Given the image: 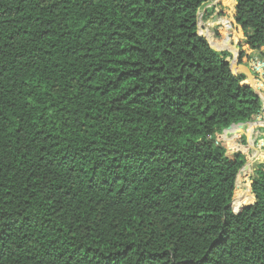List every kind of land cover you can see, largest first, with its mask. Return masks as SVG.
Returning <instances> with one entry per match:
<instances>
[{"label":"trees","instance_id":"obj_1","mask_svg":"<svg viewBox=\"0 0 264 264\" xmlns=\"http://www.w3.org/2000/svg\"><path fill=\"white\" fill-rule=\"evenodd\" d=\"M210 1L0 0V264H264V162L223 139L262 102ZM223 21L261 54L264 0Z\"/></svg>","mask_w":264,"mask_h":264},{"label":"rangeland","instance_id":"obj_2","mask_svg":"<svg viewBox=\"0 0 264 264\" xmlns=\"http://www.w3.org/2000/svg\"><path fill=\"white\" fill-rule=\"evenodd\" d=\"M235 4L236 0H212L205 4L199 11L200 15V32L209 38L212 39V31L211 29H214L215 35L214 39H218L217 36L219 37H224L225 36V26L223 24V20H231L233 22V25L235 26ZM209 29V31H208ZM208 31V32H207ZM219 34V35H218ZM216 36V37H215ZM228 38V37H227ZM244 37L237 33L236 29L231 32L229 35V38L227 40H231V42L236 45L237 47L240 48V50H232L230 51V55L227 57V59L230 61L232 68L236 70H241L243 67H246L251 60L252 56L254 55V52H252L249 48L248 45L244 43L243 41ZM213 40V43L216 45V41ZM220 51L219 49H216ZM229 52V51H228ZM244 56L242 58L243 62L238 63L237 62V57H239L242 53H244ZM255 82V81H254ZM256 86V85H253ZM261 136V135H260ZM264 137H258L256 141L253 143L254 146L249 148L248 143L245 141V146L242 148H247V150L250 159H249V164L251 165L252 168L257 167L260 163L264 162ZM224 144L228 151H233L236 150L237 147L233 144L232 140H227L224 138ZM256 151H259L256 153ZM258 157H261L262 159H259ZM250 180L248 177L244 178L242 181H239L237 191L235 193V198H239L242 195L246 194L247 191L249 190V185H250ZM234 198V199H235Z\"/></svg>","mask_w":264,"mask_h":264},{"label":"crops","instance_id":"obj_3","mask_svg":"<svg viewBox=\"0 0 264 264\" xmlns=\"http://www.w3.org/2000/svg\"><path fill=\"white\" fill-rule=\"evenodd\" d=\"M235 12H236V4H235ZM210 31H212V33H214L215 35L214 29L210 28ZM214 35L212 34V39L215 41L217 39H214ZM229 35L225 34L224 37L217 36L219 40H217L216 43L218 45L225 44L227 46L226 51L229 52L230 51L232 52V50H234V52L236 50H240L239 47H237L236 45L234 46L231 40H227L229 38ZM248 63L249 64L246 66L248 68V71L246 70L245 67H243L241 70L246 73L251 85L252 86L256 85L253 86V88L255 87L256 89H259L262 96L260 97L262 98L261 99L262 110L248 124L242 127L241 126L233 127L224 133L223 139L225 138L227 140H232L233 144L235 145V147H237V149H247V148H242L243 146L246 147L244 145L245 141L248 143L249 148L250 147L252 148L254 146L253 143L256 141V139H258V137H264V47H262L260 55L254 52V55L252 56L251 60ZM258 152L259 151H256V153ZM258 158L262 159L261 157Z\"/></svg>","mask_w":264,"mask_h":264},{"label":"water","instance_id":"obj_4","mask_svg":"<svg viewBox=\"0 0 264 264\" xmlns=\"http://www.w3.org/2000/svg\"><path fill=\"white\" fill-rule=\"evenodd\" d=\"M200 26V15H199V13H198V27ZM199 32H200V29H199ZM201 33V32H200ZM202 34V33H201ZM205 38L208 40V42H209V44L211 45V47L212 48H214V49H219L220 51H226V48H227V46L225 45V44H221V45H218V44H214L213 43V41H212V39L211 38H209V37H207V36H205ZM232 46V45H231ZM246 68V70L248 71V68L247 67H245ZM232 70H233V72L234 73H237V72H239L240 70H236V69H233L232 68ZM244 72V71H243ZM254 89H255V91H256V93L260 96V97H262L261 96V93H260V91H259V89H256L255 87H254ZM262 99V98H261ZM249 122H251V121H245V122H241V123H235V124H232L231 125V128H233V127H237V126H244V125H246V124H248ZM230 128V129H231Z\"/></svg>","mask_w":264,"mask_h":264},{"label":"built area","instance_id":"obj_5","mask_svg":"<svg viewBox=\"0 0 264 264\" xmlns=\"http://www.w3.org/2000/svg\"><path fill=\"white\" fill-rule=\"evenodd\" d=\"M264 139V138H263ZM263 144H264V142H263Z\"/></svg>","mask_w":264,"mask_h":264}]
</instances>
